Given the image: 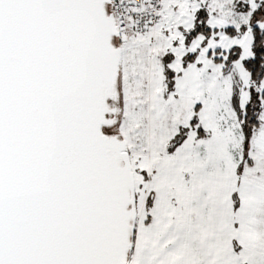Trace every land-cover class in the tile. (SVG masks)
Masks as SVG:
<instances>
[{
  "label": "snow or ice",
  "instance_id": "obj_1",
  "mask_svg": "<svg viewBox=\"0 0 264 264\" xmlns=\"http://www.w3.org/2000/svg\"><path fill=\"white\" fill-rule=\"evenodd\" d=\"M0 264H264V0H0Z\"/></svg>",
  "mask_w": 264,
  "mask_h": 264
}]
</instances>
